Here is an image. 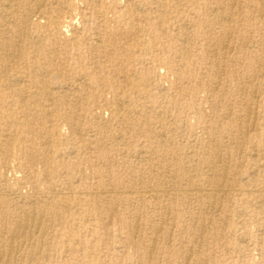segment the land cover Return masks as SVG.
Here are the masks:
<instances>
[{
	"label": "rangeland",
	"instance_id": "1",
	"mask_svg": "<svg viewBox=\"0 0 264 264\" xmlns=\"http://www.w3.org/2000/svg\"><path fill=\"white\" fill-rule=\"evenodd\" d=\"M0 264H264V0H0Z\"/></svg>",
	"mask_w": 264,
	"mask_h": 264
},
{
	"label": "bare ground",
	"instance_id": "2",
	"mask_svg": "<svg viewBox=\"0 0 264 264\" xmlns=\"http://www.w3.org/2000/svg\"><path fill=\"white\" fill-rule=\"evenodd\" d=\"M12 1V0H11ZM9 2V1H8ZM46 2V1H45ZM8 6H9V4H8ZM11 9H12V7H11ZM7 11V10H6ZM5 17V16H4ZM10 19V18H9ZM13 19V18H12ZM10 22V21H9ZM12 23H13V21H12ZM27 23V22H26ZM10 24V23H9ZM14 24H15V22H14ZM19 25V24H18ZM36 25V24H35ZM17 26V25H16ZM14 27V26H13ZM7 29H9V28H7ZM32 37V36H31ZM35 38V37H34ZM98 40H100V39H98ZM3 44H2V46L4 45V47H8L9 45H11V43H8V42H2ZM13 47H14V45H13ZM15 51V50H14ZM41 57V56H40ZM3 67H6V68H8V66H6V65H4ZM8 70H9V68H8ZM33 71H36L35 70V68H34V70ZM32 71V72H33ZM32 77V76H31ZM69 83V82H68ZM4 84V83H3ZM63 86V85H62ZM72 86V85H71ZM26 87V86H25ZM60 87V86H59ZM69 88V87H68ZM54 89V88H53ZM36 89H34V91H35ZM64 91V90H63ZM28 97V96H27ZM32 97V96H31ZM118 100H120V99H118ZM21 101L22 102H26L25 100H23V99H21ZM34 108V107H33ZM47 111V110H46ZM48 112V111H47ZM26 114H28V113H26ZM44 115V114H43ZM46 117V116H45ZM30 124V123H29ZM89 130V129H88ZM117 132V131H116ZM119 132V131H118ZM117 132V133H118ZM120 134V133H119ZM118 134V135H119ZM115 135V134H114ZM116 136V135H115ZM121 136H123V135H121ZM115 138H118V137H115ZM122 138V137H121ZM254 149V148H253ZM65 168V167H64ZM227 171V170H226ZM222 175V174H221ZM79 178V177H78ZM225 178V177H224ZM220 185V184H219ZM221 186V185H220ZM223 187V186H222ZM222 187H220V188H222ZM202 190V189H201ZM219 190V189H218ZM50 191V189L47 191V192H49ZM78 192V191H77ZM55 193V192H54ZM59 193V192H58ZM75 193V192H74ZM49 194H50V192H49ZM73 194V193H72ZM48 197V196H47ZM15 199V198H14ZM32 200H34V199H32ZM22 201V200H21ZM36 202V201H35ZM33 203V202H32ZM114 210V209H113ZM117 210V209H116ZM26 217H28V216H26ZM19 222H20V220H19ZM26 223V222H25ZM18 225V224H17ZM16 225V226H17ZM26 225H28V224H26ZM202 225V224H201ZM28 227V226H27ZM18 228H20V227H18ZM5 229V228H4ZM14 230H15V228H14ZM20 230V229H19ZM21 231V230H20ZM22 231H24V230H22ZM15 232V231H14ZM25 232V231H24ZM24 232H22V233H24ZM30 233V232H29ZM25 234V233H24ZM24 234H22L23 236H24ZM11 235V234H10ZM12 236H13V234H12ZM15 236V235H14ZM11 237V236H10ZM15 238V237H14ZM19 238V237H18ZM13 239V238H12ZM8 242V241H7ZM2 243H5V242H2ZM11 243V242H10ZM8 246H10V245H8ZM15 246V245H14ZM12 250V249H11ZM11 250H9V251H11Z\"/></svg>",
	"mask_w": 264,
	"mask_h": 264
}]
</instances>
